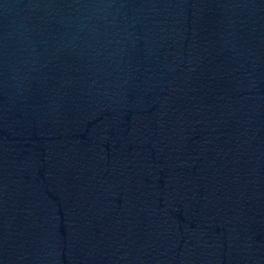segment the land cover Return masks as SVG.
Returning <instances> with one entry per match:
<instances>
[{"label": "water", "instance_id": "1", "mask_svg": "<svg viewBox=\"0 0 264 264\" xmlns=\"http://www.w3.org/2000/svg\"><path fill=\"white\" fill-rule=\"evenodd\" d=\"M0 264H264V0H0Z\"/></svg>", "mask_w": 264, "mask_h": 264}]
</instances>
